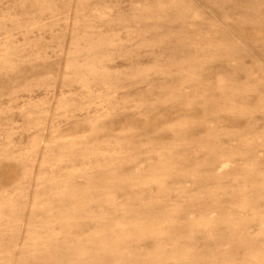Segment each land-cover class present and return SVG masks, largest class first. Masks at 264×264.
<instances>
[{
	"label": "rangeland",
	"instance_id": "rangeland-1",
	"mask_svg": "<svg viewBox=\"0 0 264 264\" xmlns=\"http://www.w3.org/2000/svg\"><path fill=\"white\" fill-rule=\"evenodd\" d=\"M0 264H264V0H0Z\"/></svg>",
	"mask_w": 264,
	"mask_h": 264
}]
</instances>
